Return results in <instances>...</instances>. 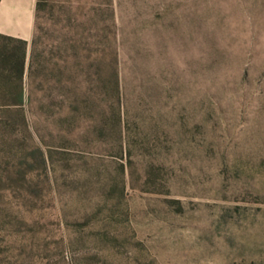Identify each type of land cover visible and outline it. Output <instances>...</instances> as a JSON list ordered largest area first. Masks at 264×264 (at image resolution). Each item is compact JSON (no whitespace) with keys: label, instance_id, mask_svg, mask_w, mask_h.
<instances>
[{"label":"rangeland","instance_id":"rangeland-1","mask_svg":"<svg viewBox=\"0 0 264 264\" xmlns=\"http://www.w3.org/2000/svg\"><path fill=\"white\" fill-rule=\"evenodd\" d=\"M6 43L0 264H264V0H39Z\"/></svg>","mask_w":264,"mask_h":264},{"label":"crops","instance_id":"crops-1","mask_svg":"<svg viewBox=\"0 0 264 264\" xmlns=\"http://www.w3.org/2000/svg\"><path fill=\"white\" fill-rule=\"evenodd\" d=\"M37 0H0V33L26 40L35 33Z\"/></svg>","mask_w":264,"mask_h":264},{"label":"trees","instance_id":"trees-1","mask_svg":"<svg viewBox=\"0 0 264 264\" xmlns=\"http://www.w3.org/2000/svg\"><path fill=\"white\" fill-rule=\"evenodd\" d=\"M39 6V0H37V3H36V9L38 8ZM0 36L3 37L7 42H18V44L14 45L13 48H14V51L16 50L17 52H19V56H18V63L20 64V71H22L23 69V63H24V54H25V46H26V40L24 39H21V38H18V37H14V36H10V35H5V34H1L0 33ZM10 43H6L4 44V47H0V60H1V53H3L4 49H9L12 47L9 46Z\"/></svg>","mask_w":264,"mask_h":264}]
</instances>
